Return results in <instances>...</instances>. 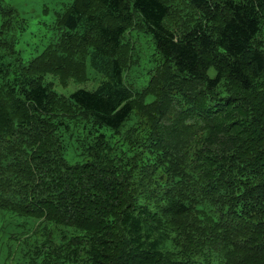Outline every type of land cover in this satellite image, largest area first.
Wrapping results in <instances>:
<instances>
[{
    "label": "trees",
    "instance_id": "obj_1",
    "mask_svg": "<svg viewBox=\"0 0 264 264\" xmlns=\"http://www.w3.org/2000/svg\"><path fill=\"white\" fill-rule=\"evenodd\" d=\"M14 16L0 5V211L75 229L28 236L23 260L264 264V0H74L27 64ZM134 30L159 55L141 91ZM88 63L94 91L43 81Z\"/></svg>",
    "mask_w": 264,
    "mask_h": 264
},
{
    "label": "rangeland",
    "instance_id": "obj_2",
    "mask_svg": "<svg viewBox=\"0 0 264 264\" xmlns=\"http://www.w3.org/2000/svg\"><path fill=\"white\" fill-rule=\"evenodd\" d=\"M74 0H0V5H6L15 10L14 27L11 36L17 40L16 56L24 58L27 64L32 58H36L43 53L45 48L56 39L57 32L54 31V23L57 13L61 12L68 4ZM131 1V0H129ZM124 41L133 46L131 58L136 63L130 70L124 73L126 85L131 86L136 91H141L149 81V72L159 58L155 50L150 34L128 31ZM73 58H79L78 53L72 54ZM89 81L76 82L69 80L63 85L59 78L47 75L43 78L44 83L53 84V89L60 95L70 97L75 91L84 89L96 90L105 79L103 75L97 74L88 63ZM215 75V70L211 71ZM151 100V98L149 99ZM103 132L108 133L107 129ZM68 142L69 139L65 137ZM38 231L39 235L32 234ZM75 229L65 226H56L52 223L42 222L29 217L17 216L9 211H0V264H28L27 260L21 257L23 254L20 244L29 236L31 242L45 232H51L53 238L58 240L62 233L74 234ZM33 237V238H32Z\"/></svg>",
    "mask_w": 264,
    "mask_h": 264
}]
</instances>
